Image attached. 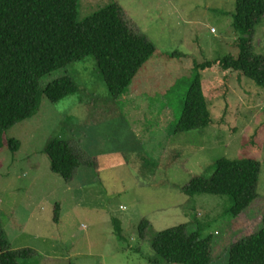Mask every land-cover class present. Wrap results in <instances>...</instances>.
<instances>
[{
	"label": "rangeland",
	"instance_id": "rangeland-1",
	"mask_svg": "<svg viewBox=\"0 0 264 264\" xmlns=\"http://www.w3.org/2000/svg\"><path fill=\"white\" fill-rule=\"evenodd\" d=\"M111 1L156 54L118 100L92 57L41 80L42 90L68 76L77 91L57 104L42 94L36 114L4 133L20 143L15 157L0 152V215L11 248L38 251L19 264H158L154 237L186 224L188 234L204 226L201 236L211 235L210 264H228L231 247L259 232L264 218V88L214 64L239 54L236 0H78L77 19ZM252 43L264 57V17ZM194 61L213 64L201 72L210 125L175 134ZM56 137L90 155L96 168L81 165L75 181L65 183L44 152ZM222 157L261 165L257 198L236 219L224 216L229 197L183 190L196 175L209 176ZM114 221L125 240L117 239Z\"/></svg>",
	"mask_w": 264,
	"mask_h": 264
},
{
	"label": "trees",
	"instance_id": "trees-1",
	"mask_svg": "<svg viewBox=\"0 0 264 264\" xmlns=\"http://www.w3.org/2000/svg\"><path fill=\"white\" fill-rule=\"evenodd\" d=\"M77 9L78 0H0V152L7 148L12 157L16 156L19 141L5 138L4 133L36 114L42 94L50 103L57 104L76 93L77 88L68 76L41 90V80L47 75L92 57L109 96L118 100L126 94L140 68L156 54L155 46L147 38L131 30L115 1L82 20L77 19ZM232 16L239 36V54L225 56L214 64L224 72H239L264 88V57L255 54L252 43L255 28L264 17V0H236ZM212 65L194 61L188 89L179 106L175 134L199 132L210 125L201 72ZM44 152L51 170L65 182L74 179L81 165L97 166L95 160L90 161V155L79 148L75 150L66 137L51 138ZM260 171V162L255 159L222 157L214 162L209 176L196 175L183 190L191 196L229 197L231 204L224 216L236 219L256 200ZM58 218L56 215V223ZM185 225L161 231L154 237L156 263L210 264L211 235L201 236L200 227L204 226L188 234ZM147 226L148 222L143 220L137 227L140 239H144ZM113 230L117 239L125 240L116 221ZM35 255L32 249L11 248L0 216V264H19ZM228 264H264V218L259 232L231 247Z\"/></svg>",
	"mask_w": 264,
	"mask_h": 264
},
{
	"label": "crops",
	"instance_id": "crops-1",
	"mask_svg": "<svg viewBox=\"0 0 264 264\" xmlns=\"http://www.w3.org/2000/svg\"><path fill=\"white\" fill-rule=\"evenodd\" d=\"M34 167H35V166H34ZM35 169H37V167H35ZM76 178H77V176H75V178H74L71 182H69V183L74 182ZM65 183H66V182H65ZM57 206H58V205H56L55 210H58V209H57ZM9 207H10V209H13L11 205H9ZM0 216H1V215H0ZM54 219H55V218H54ZM58 220H59V218H58ZM58 222H59V221H58ZM15 250H17V249H15ZM18 250H19V249H18ZM34 251H35L36 254H38V251H37V250H34Z\"/></svg>",
	"mask_w": 264,
	"mask_h": 264
}]
</instances>
